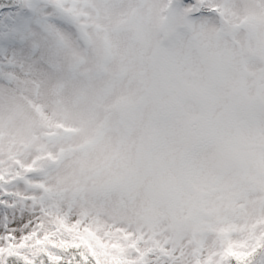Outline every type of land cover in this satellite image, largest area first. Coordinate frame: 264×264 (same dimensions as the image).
<instances>
[{
  "label": "snow or ice",
  "instance_id": "6c2138e0",
  "mask_svg": "<svg viewBox=\"0 0 264 264\" xmlns=\"http://www.w3.org/2000/svg\"><path fill=\"white\" fill-rule=\"evenodd\" d=\"M236 2L0 0V90L73 88L90 128L45 144L100 154L90 193L0 143V264H264V201L230 183L264 138V19Z\"/></svg>",
  "mask_w": 264,
  "mask_h": 264
},
{
  "label": "rangeland",
  "instance_id": "374dc122",
  "mask_svg": "<svg viewBox=\"0 0 264 264\" xmlns=\"http://www.w3.org/2000/svg\"><path fill=\"white\" fill-rule=\"evenodd\" d=\"M235 15L242 20L260 21L264 19V6L259 0H237ZM243 38L246 39V34ZM255 93L256 89L250 86V94ZM87 112V104L77 99L71 87L58 91L55 84L45 82L38 93L30 85L21 88L5 87L0 90V143L6 152H24L25 155H35V152L29 153V148L44 146L52 151L63 152L64 159L54 177V184L65 189L80 185L91 193L90 172L95 168L100 154L84 151L90 133L81 132L62 144H45L49 132L45 127L46 121H62L72 128L89 129ZM262 148L264 138L259 134L251 136L246 142V157L230 180L236 190L244 194L250 207L264 201Z\"/></svg>",
  "mask_w": 264,
  "mask_h": 264
}]
</instances>
